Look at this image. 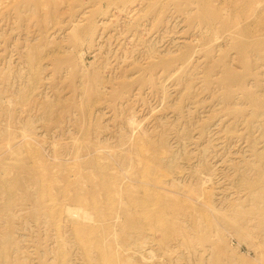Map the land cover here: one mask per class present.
<instances>
[{
	"label": "rangeland",
	"instance_id": "rangeland-1",
	"mask_svg": "<svg viewBox=\"0 0 264 264\" xmlns=\"http://www.w3.org/2000/svg\"><path fill=\"white\" fill-rule=\"evenodd\" d=\"M263 36L264 0H0V264H264ZM204 199L236 226L187 250Z\"/></svg>",
	"mask_w": 264,
	"mask_h": 264
},
{
	"label": "bare ground",
	"instance_id": "bare-ground-1",
	"mask_svg": "<svg viewBox=\"0 0 264 264\" xmlns=\"http://www.w3.org/2000/svg\"><path fill=\"white\" fill-rule=\"evenodd\" d=\"M229 1V0H228ZM232 4V3H231ZM234 4V3H233ZM246 4V3H245ZM249 5V4H248ZM4 6V5H3ZM221 6H223V5H221ZM220 10V9H219ZM205 11V10H204ZM208 11H210V10H208ZM211 12V11H210ZM214 12V11H213ZM212 12V13H213ZM212 17V16H211ZM211 19V18H210ZM89 37V36H88ZM264 37V36H263ZM246 41V40H245ZM242 43V42H241ZM251 44V43H250ZM243 45V44H242ZM240 46H241V44H240ZM245 46V45H244ZM248 47V46H247ZM239 49V48H238ZM244 51H246V50H244ZM244 54V53H243ZM39 67V66H38ZM30 68V67H29ZM31 70V69H30ZM231 77H232V75H230ZM229 76V77H230ZM233 76H234V74H233ZM228 77V78H229ZM229 80V79H228ZM241 80V79H240ZM227 85V84H226ZM241 85V84H240ZM231 86V85H230ZM245 86V85H244ZM33 91V90H32ZM250 100V99H249ZM257 104H258V102H257ZM263 114V113H262ZM89 115V114H88ZM159 156V155H158ZM158 158V157H157ZM8 160V159H7ZM259 160H262V159H259ZM19 161V160H18ZM263 162H264V160H263ZM11 163V162H10ZM17 164V163H16ZM94 164V163H93ZM6 165V164H5ZM88 165V164H87ZM12 166V165H11ZM30 166V165H29ZM8 167V166H7ZM34 167V166H33ZM89 167H91V166H89ZM92 168V167H91ZM15 169V168H14ZM103 169V168H102ZM146 170V169H145ZM7 171V170H6ZM94 171H95V169H94ZM137 171V170H136ZM144 171V170H143ZM263 171V170H262ZM104 172V171H103ZM27 173V172H26ZM99 173V172H98ZM105 173V172H104ZM109 173V172H108ZM146 173V172H145ZM7 174V173H6ZM9 174V173H8ZM34 174V173H33ZM263 174V173H262ZM17 175V174H16ZM38 175V174H37ZM98 175H100V173L98 174ZM140 175V174H139ZM148 175V174H147ZM109 176V175H108ZM262 176V175H261ZM21 177V176H20ZM39 177V176H38ZM84 177H86V176H84ZM90 177V176H89ZM142 177V176H141ZM108 178V177H107ZM146 178V177H145ZM13 179V178H12ZM98 179V178H97ZM100 179V178H99ZM114 179V178H113ZM148 179V178H147ZM153 179V178H152ZM152 179H150V181L152 180ZM156 179V178H155ZM161 179V178H160ZM163 179V178H162ZM264 179V178H263ZM41 180V179H40ZM106 180H108V179H106ZM106 180L104 181V179H103V182H102V185H103V187H104V189L105 190H107V191H109L110 189H113L114 187H115V185H114V183H113V185H112V187H111V182H106ZM157 180H158V178H157ZM164 180V179H163ZM244 180V179H243ZM23 181V180H22ZM29 181V180H28ZM48 181V180H47ZM102 181V180H101ZM110 181H112V180H110ZM137 181V180H136ZM71 182V181H70ZM116 182V181H115ZM158 182V181H157ZM21 183V182H20ZM91 183V182H90ZM7 184V183H6ZM137 184V183H136ZM154 184V183H153ZM152 184V185H153ZM258 184V183H257ZM260 184V183H259ZM258 184V185H259ZM8 185V184H7ZM117 185V184H116ZM145 185H147V183H145ZM114 186V187H113ZM130 186V185H129ZM144 186V185H143ZM149 186V185H148ZM158 186H160V185H158ZM255 186V185H254ZM19 187V186H18ZM102 187V186H101ZM257 187V186H256ZM3 188V187H2ZM1 188V189H2ZM17 188V187H16ZM116 188V187H115ZM159 188V187H158ZM259 188H261V187H259ZM7 189V188H6ZM23 189V188H22ZM63 189V188H62ZM71 189V188H70ZM103 189V190H104ZM262 189V188H261ZM264 189V188H263ZM15 190V189H14ZM13 190V191H14ZM28 190V189H27ZM94 190V189H93ZM133 190V189H132ZM146 190V189H145ZM145 190H143L144 192H145ZM254 190V189H253ZM4 191V190H3ZM43 191V190H42ZM100 191V190H99ZM102 191V190H101ZM250 191V190H249ZM252 191V190H251ZM11 192V191H10ZM92 192V191H91ZM111 192V191H110ZM109 192V193H110ZM124 192H125V189H124ZM146 192H148V191H146ZM12 193V192H11ZM10 193V194H11ZM46 193V192H45ZM82 193V192H81ZM102 193H104V192H102ZM151 193V192H150ZM8 194V193H7ZM101 194V193H100ZM143 194V193H142ZM261 194V193H260ZM45 195V194H44ZM111 195V194H110ZM131 195V194H130ZM156 195V194H155ZM38 196V195H37ZM41 196V195H40ZM93 196V195H92ZM126 196V195H125ZM137 196V195H136ZM188 196V195H187ZM254 196V195H253ZM262 196V195H261ZM14 197H15V195H14ZM13 197V198H14ZM72 197V196H71ZM70 197V198H71ZM103 197V196H102ZM110 197V196H109ZM116 197V196H115ZM130 197V196H129ZM133 197H134V195H133ZM138 197V196H137ZM157 197V196H156ZM63 198H65V197H63ZM117 198V197H116ZM147 197L145 196V199L144 200H146L147 201V199H146ZM203 198V197H202ZM211 198V197H210ZM257 198V197H256ZM263 198H264V193H263ZM7 199H8V197H7ZM16 199V198H15ZM107 199H109V198H107ZM124 199V198H123ZM149 199V201H150V199H151V197H149L148 198ZM157 199V198H156ZM161 199V198H160ZM195 199H196V197H195ZM253 199H255V198H253ZM17 200V199H16ZM65 200V199H64ZM78 200V199H77ZM79 200H80V197H79ZM104 200H105V198H104ZM113 200V199H112ZM118 200H119V198H118ZM138 200H139V198H138ZM143 200V201H144ZM257 200V199H256ZM255 200V201H256ZM264 200V199H263ZM152 201V200H151ZM156 201V200H155ZM154 201V202H155ZM170 201H172V200H170ZM254 201V202H255ZM4 202V201H3ZM42 202V201H41ZM40 202V203H41ZM53 202V201H52ZM87 202V201H86ZM85 202V203H86ZM111 202V201H110ZM136 202V200H134L133 201V199L130 197V199H129V204L130 205H132L133 206V203H135ZM178 202H181V201H179L178 200ZM187 202H189L188 203V205H190V201H187ZM6 203V202H5ZM13 203V202H12ZM94 203V202H93ZM118 203V202H117ZM127 203V202H126ZM138 203V202H137ZM150 203V202H149ZM152 203V202H151ZM150 203V204H151ZM155 203H157V206H158V209H157V211H156V213H155V222H156V226L157 227H159V226H162V227H164L165 225H161V223L163 222V219H165V214H166V212L165 211H167V209H166V207H168V206H166L165 205V202H163V201H158V202H155ZM182 203H183V201H182ZM186 203V202H185ZM184 203V204H185ZM49 204V203H48ZM57 204V203H56ZM60 204H62V203H60ZM64 204V203H63ZM97 204H98V202H97ZM114 204V203H113ZM152 204H154V203H152ZM215 204V203H214ZM214 204H211V203H209V202H207L205 199H204V201L201 203V204H199V206H197V207H195V208H193V209H191L190 208V210H192V212H188V214H186V215H184L185 216V218L187 219V220H184V221H182V223H183V227L182 228H179V229H173V228H175V226L177 227V224H180L181 223V221H180V223H178L179 221H178V217L176 216V215H178V214H176V213H173L172 215H174V216H172V218H171V220H170V222H169V226H167V230H165V232L167 233L166 235H168L169 237L168 238H170V236L173 234L172 233V229L175 231V232H177V234H178V242H181V244L187 249V250H191V245H192V237L190 236V232L188 231L187 232V230H186V228H185V226H184V224L187 222L188 223V221H190L191 222V224L193 225V228H194V230H198V228L200 227V226H202V225H204L205 226V238L207 237L208 239H211V238H214V237H216V236H218L219 234H220V232H221V230L222 229H224V228H232V229H234L235 228V226H236V223L234 222V216L232 217H230V216H227V217H222V215L220 214V212L218 211V210H216L215 208H214V206H212V205H214ZM44 205V204H43ZM86 205H88V203L86 204ZM143 205H145V203L143 202H140V205H139V208L140 207H142ZM171 205H172V203H171ZM171 205H170V207H171ZM175 205H176V203H175ZM7 206V205H6ZM53 206V205H52ZM51 206V207H52ZM71 206V205H70ZM113 206V205H112ZM116 206V205H115ZM138 206V205H137ZM156 206V207H157ZM180 206V205H179ZM192 206V205H191ZM196 206V205H195ZM258 208H259V212H260V209H262V218H264V201H261V200H257V205H256ZM9 207V206H8ZM99 207V206H98ZM135 207V206H134ZM147 207V206H146ZM169 207V208H170ZM173 207V206H172ZM178 207V206H177ZM183 207V206H182ZM181 207V208H182ZM234 207H236V206H234ZM238 207V206H237ZM244 207V206H243ZM11 208V207H10ZM9 208V209H10ZM66 211L67 212H65V214H70V215H72V217H73V215H75V210H73V209H71V208H69V207H67L66 206ZM74 208V207H73ZM102 208V207H101ZM115 208V207H114ZM122 208V207H121ZM138 208V207H137ZM184 208H186V207H184ZM240 208V207H239ZM53 209V208H52ZM52 209H51V211H52ZM78 209V208H77ZM134 209H136V208H134ZM233 209V208H232ZM237 210H238V208H236ZM236 209H234V212H235V210ZM6 210V209H5ZM11 210V209H10ZM62 210V209H61ZM65 210V209H64ZM63 210V211H64ZM81 210V209H80ZM79 210V211H80ZM102 210V209H101ZM188 210V209H187ZM246 210V209H245ZM2 211H4V210H2ZM7 211V210H6ZM50 211V210H49ZM128 211V210H127ZM134 211V210H133ZM136 211V210H135ZM179 211V210H178ZM241 211V210H240ZM244 211V210H243ZM56 212V211H55ZM132 212V211H131ZM148 212V211H147ZM177 212V211H176ZM256 212V211H255ZM254 212V213H255ZM258 212V213H259ZM80 213V212H79ZM79 213H78V216H79ZM138 213V212H137ZM140 213V212H139ZM182 213V212H181ZM233 213V212H232ZM245 213V212H244ZM63 214V213H62ZM82 214V213H81ZM87 216H88V214L87 213H85ZM129 213H127V215H128ZM148 214V213H147ZM171 214V213H170ZM256 214V213H255ZM77 215V214H76ZM149 215V214H148ZM148 215H147V217H148ZM63 216V215H62ZM85 216V215H84ZM114 216V215H113ZM129 216V215H128ZM152 216V215H151ZM72 217L70 216V218L72 219ZM75 217V216H74ZM81 217V216H80ZM79 217V218H80ZM88 217H90V216H88ZM105 217V216H104ZM239 217H241V216H239ZM76 218V217H75ZM78 218V219H79ZM82 218V217H81ZM80 218V219H81ZM101 218V217H100ZM109 218H111V217H109ZM128 218V217H127ZM146 218V217H145ZM144 218V219H145ZM78 219H72V220H77V222H78ZM85 219V218H84ZM88 219V218H87ZM87 219H85V220H87ZM91 219V218H90ZM103 219V218H102ZM101 219V220H102ZM143 219V220H144ZM168 219V218H167ZM237 219V218H236ZM134 220H135V218H134ZM148 220V219H147ZM231 220H233V221H231ZM242 220V219H241ZM89 221V220H88ZM131 220L129 219V222H130ZM169 221V220H168ZM83 222V221H82ZM132 222V221H131ZM131 222H130V224H131ZM144 222V221H143ZM237 222V221H236ZM79 223V222H78ZM107 223V222H106ZM140 223H142V222H140ZM154 223V222H153ZM238 223V222H237ZM82 224V223H81ZM99 224V223H98ZM158 224H159V226H158ZM241 224V223H240ZM240 224H238V226L240 225ZM262 224H263V222H262ZM59 225V224H58ZM112 225V224H111ZM102 226V225H101ZM110 226V225H109ZM131 226V225H130ZM146 226V225H145ZM244 226V225H243ZM80 227H82V225L80 226ZM139 227V226H138ZM57 229H59L58 227H56ZM160 228V227H159ZM158 228V229H159ZM240 228H242V227H240ZM76 229H80L79 228V226L78 225H76L75 226V230ZM86 229V228H85ZM78 230H77V232H78ZM134 230V229H133ZM164 230V229H163ZM99 231V230H98ZM105 231V230H104ZM225 230H223V232H224ZM74 233H76L75 231H74ZM78 233H80V234H82V235H85V230H80ZM77 233V234H78ZM164 233V232H163ZM172 233V234H171ZM96 234V233H95ZM117 234V233H116ZM74 235H76V234H74ZM97 235V234H96ZM105 235V234H104ZM174 235V234H173ZM109 236V235H108ZM127 236V235H126ZM81 237H83V236H81ZM99 237V236H98ZM165 237V236H164ZM95 238H97V237H95ZM95 238H93V239H95ZM104 239V238H103ZM106 239V238H105ZM171 239V238H170ZM170 239H169V241L168 242H170ZM97 241V240H96ZM96 241H95V243H96ZM166 241H167V239H166ZM130 242V241H129ZM102 243V242H101ZM174 243V242H173ZM99 244V243H98ZM95 246V245H94ZM97 246V245H96ZM98 247V246H97ZM100 247H102V246H100ZM104 247V246H103ZM107 247V246H106ZM193 247V246H192ZM118 248V247H117ZM108 249V248H107ZM105 250V249H104ZM122 250V249H121ZM89 251V250H88ZM125 251V250H124ZM184 252V251H183ZM103 253V252H102ZM109 253V252H108ZM115 253H117L116 251H115ZM89 254V253H88ZM195 254V253H194ZM86 255V254H85ZM105 255V254H104ZM121 255V254H120ZM92 256V255H91ZM117 256V255H116ZM190 256V255H189ZM109 257V256H108ZM191 257V256H190ZM116 258V257H115ZM119 258V257H118ZM108 260V259H107ZM118 262V261H117ZM113 263H115V261H113ZM116 264V263H115Z\"/></svg>",
	"mask_w": 264,
	"mask_h": 264
}]
</instances>
